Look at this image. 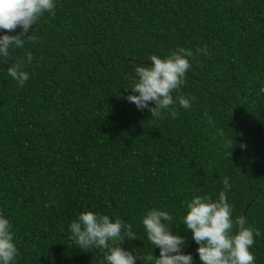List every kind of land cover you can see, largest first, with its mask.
Returning a JSON list of instances; mask_svg holds the SVG:
<instances>
[{
	"label": "trees",
	"instance_id": "obj_1",
	"mask_svg": "<svg viewBox=\"0 0 264 264\" xmlns=\"http://www.w3.org/2000/svg\"><path fill=\"white\" fill-rule=\"evenodd\" d=\"M30 34L35 43L0 59V214L18 249L13 264H100L102 249L70 239L85 211L131 224L136 240L122 247L159 256L142 224L152 208L173 216L165 223L201 264L182 224L186 204L216 200L225 177L233 220L259 229L250 250L264 264V0H56ZM179 47L194 55L173 93L178 116L151 118L126 99L129 77ZM28 53L20 87L7 67Z\"/></svg>",
	"mask_w": 264,
	"mask_h": 264
},
{
	"label": "clouds",
	"instance_id": "obj_2",
	"mask_svg": "<svg viewBox=\"0 0 264 264\" xmlns=\"http://www.w3.org/2000/svg\"><path fill=\"white\" fill-rule=\"evenodd\" d=\"M56 0H0V59L7 60L10 49L23 48L26 42L35 43L37 37L30 34L33 26L45 14L55 15ZM17 28L21 31L17 34ZM196 53L207 54V48L197 47ZM194 55L191 49L179 47L164 58L153 54L148 57L150 63L139 64L135 68V78L132 87L127 88L130 95L126 99L136 105L138 110L147 109L151 118L163 119L170 115L172 119L178 116L175 107L177 100L173 93L179 91L185 83V76L191 67L189 57ZM32 60L31 53L7 67V73L20 87L29 79L25 70L26 64ZM264 92V87L261 88ZM154 104V106H150ZM181 108L191 107L190 99L183 95L178 97ZM207 122L214 127L211 117L205 112ZM218 137H224L223 130L217 131ZM235 140V139H234ZM224 147L231 149V139L223 141ZM242 149L246 148L241 144ZM224 189L218 198L211 195L195 196L186 204V215L182 224L185 231H190L192 240L199 246L197 252L201 264H254L255 257L250 250L255 236H260L259 229L247 227V219L238 216L233 220L232 206L228 202L227 191L231 189L229 179L222 181ZM173 216L168 211L152 208L142 217L148 241L159 248V256L134 255L125 250L122 244L125 240H136L132 225L117 218L113 221L108 215H98L92 211L82 212L78 219L70 224V239L81 250L99 248L103 250L100 264H136L137 259L145 264H193V256L185 254L183 248L186 239L168 227L165 222H171ZM11 224L0 214V264H13L18 249L14 243Z\"/></svg>",
	"mask_w": 264,
	"mask_h": 264
}]
</instances>
